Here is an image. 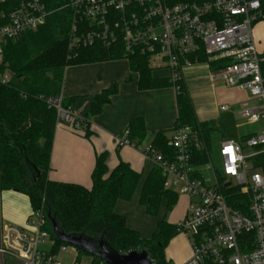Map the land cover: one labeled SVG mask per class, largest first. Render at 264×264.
Listing matches in <instances>:
<instances>
[{
    "label": "built area",
    "instance_id": "1",
    "mask_svg": "<svg viewBox=\"0 0 264 264\" xmlns=\"http://www.w3.org/2000/svg\"><path fill=\"white\" fill-rule=\"evenodd\" d=\"M70 7V49L121 42L128 53L139 51L150 63L166 65L174 83L183 79L186 67L202 62V54L208 64L226 62L210 72V81L246 88L260 104L243 108L241 115L251 124L264 122V58L254 36L255 25L264 20L261 0H72ZM48 14L41 0H20L7 18L1 14L0 54L8 39L36 30ZM48 102L57 110V124L85 130L86 118L64 107L62 96ZM246 135L243 141L222 140L218 149L223 184L247 196L246 212L228 204L213 166L214 183H206L201 167L212 163H194L203 144L189 127L169 136L170 158L151 143L136 145L127 131L116 138L119 147L133 146L159 166L167 188L190 198L187 214L176 224L192 247L191 258L182 264H264V126ZM44 224L40 210L32 211L26 226L4 222L0 214V264H80L61 260L67 244L58 251L54 244L41 249L52 239Z\"/></svg>",
    "mask_w": 264,
    "mask_h": 264
},
{
    "label": "trees",
    "instance_id": "2",
    "mask_svg": "<svg viewBox=\"0 0 264 264\" xmlns=\"http://www.w3.org/2000/svg\"><path fill=\"white\" fill-rule=\"evenodd\" d=\"M41 1L49 13L45 23L36 30L8 39L0 54V190L24 193L30 197L35 211H43L44 229L54 241L53 251L66 244L53 234L55 222L65 233L102 238L121 253L146 251L152 263L170 264L165 251L170 240L180 233L176 224L168 221V215L159 221L157 232L150 238H144L128 227L125 216L115 210L119 199L131 200L141 178V174L129 163L121 160L110 170L108 153L97 155L91 188L49 179L57 110L48 100L61 97L66 68L75 64L128 59L131 70L139 74L141 89L174 86L178 107L176 124L171 131L156 132L151 142L156 151L167 158L174 154L168 144L169 134L180 127H189L203 144L201 150L195 151L193 161L198 165L212 161V155L222 140L243 141L248 135H239L232 112L223 113L218 119L199 120L184 80L174 83L170 78L153 77L147 54L139 51L128 53L121 42L109 47L98 42L70 49V29L74 17L70 7L72 0ZM261 1L264 15V0ZM19 4L20 0L0 2V17L5 14L7 18ZM200 58L202 62L208 60L204 54ZM225 63L211 61L209 64L216 69ZM261 69L264 76V61ZM117 91V83H112L94 96L85 116L86 136L90 135V120L103 112ZM72 100L62 98V104L72 109ZM127 132L136 145L143 143L148 135L144 117L132 118ZM214 169L228 204L246 212L247 196L237 187H225L221 170ZM179 196L165 186L163 171L155 165L143 184L140 203L147 214L157 216L163 201L169 213ZM91 264L105 263L93 258Z\"/></svg>",
    "mask_w": 264,
    "mask_h": 264
},
{
    "label": "crops",
    "instance_id": "3",
    "mask_svg": "<svg viewBox=\"0 0 264 264\" xmlns=\"http://www.w3.org/2000/svg\"><path fill=\"white\" fill-rule=\"evenodd\" d=\"M254 36L259 51L263 53L264 20L255 25ZM157 62V64L150 63L153 77L169 78V69L160 61ZM198 64L204 65L195 64L183 70V80L189 88L199 120L218 119L227 112L234 114L233 110L238 104L248 101L246 88L232 87L223 83L213 84L210 81V72L213 70L210 64L207 62ZM159 73L163 74L159 75ZM204 77L208 78L207 89L218 97L215 107L200 106V94L203 92H199L196 85ZM112 83H117L118 91L105 105L103 112L90 120L89 136H86V130H74L65 123L57 124L48 177L54 181L78 183L91 188L93 185L91 175L97 155L108 153L110 170H113L121 160L129 163L141 174V178L131 200L119 199L115 210L125 216L128 227L138 231L141 237L150 238L147 237L148 233L157 232L159 221L167 213L165 201L162 202L157 216L147 214L140 203L143 184L155 167V163L133 146L119 147L116 138L124 135L129 121L138 116L144 117L148 133L147 138L141 143L143 148L152 142L156 132L171 131L178 118L176 88L167 86L141 89L139 74L131 70L129 60L117 59L68 66L61 96L67 101L73 99L72 109L85 117L94 96L109 88ZM222 105L229 106L230 110H221ZM189 203L190 198L187 195H180L177 204L168 215V221L173 224L181 221L187 214ZM163 204L164 208H162ZM33 210L28 195L14 190H0V214L4 222L26 226ZM181 244L180 237L175 236L170 240L165 254L166 259L171 263L182 264L191 258V245L181 246Z\"/></svg>",
    "mask_w": 264,
    "mask_h": 264
},
{
    "label": "rangeland",
    "instance_id": "4",
    "mask_svg": "<svg viewBox=\"0 0 264 264\" xmlns=\"http://www.w3.org/2000/svg\"><path fill=\"white\" fill-rule=\"evenodd\" d=\"M196 65L203 66L204 64H196ZM161 74H163V73H159V75H161ZM206 76H207V71H206ZM207 79L208 78L204 77V79H202V81L198 85H196V87L199 88L198 91L203 92L202 94H200V96H201V102H200L201 105L200 106L205 107V108L206 107H215L216 104L218 103L217 102L218 97L215 96L214 93L209 91V89H207V87L209 86V84L206 83ZM206 89H207V91H206ZM247 92H248L247 94L249 96L247 99L248 101H246V103H243V104H238L233 110L237 129H238L240 136L246 135L248 133H252L255 131H259L264 126L263 122L257 123V124H251V123H249V121L246 118H244L241 115V111L243 110V108H250V107H253V106L260 104V102L257 99H254L251 96V94L248 90H247ZM211 163H212V165L210 164V166L204 165L201 167V170H203V172L206 175L205 180H206V183L208 185H212L214 183L213 167L221 170V161H220L219 155H218V146L216 147V151L212 155ZM162 208H164V204L162 205ZM169 213H166V215H169ZM148 234L149 235L147 237H151L153 233H148ZM177 237L181 238V243H182L181 246H184V245L187 246L188 244L190 245L189 239H188L187 235H185L184 233L178 234ZM53 244H54V241L52 239H49L45 242V244L41 245V249L49 250L53 246ZM60 258L64 263H72L74 260L77 259V260H79L80 264H91L92 260H93V257H91L90 255H87L86 253L81 252L80 250L76 249L74 246L68 245V244L66 246V250L60 252ZM170 264H175V263L170 262Z\"/></svg>",
    "mask_w": 264,
    "mask_h": 264
},
{
    "label": "water",
    "instance_id": "5",
    "mask_svg": "<svg viewBox=\"0 0 264 264\" xmlns=\"http://www.w3.org/2000/svg\"><path fill=\"white\" fill-rule=\"evenodd\" d=\"M228 185V183H227ZM53 234L63 243L102 260L105 264H152L146 251L133 250L121 253L102 238H92L85 234H68L53 223Z\"/></svg>",
    "mask_w": 264,
    "mask_h": 264
}]
</instances>
